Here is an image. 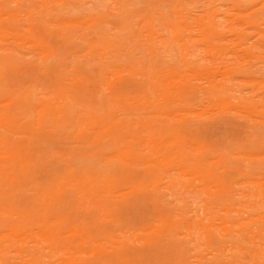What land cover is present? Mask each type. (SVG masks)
<instances>
[{"label": "rangeland", "instance_id": "374dc122", "mask_svg": "<svg viewBox=\"0 0 264 264\" xmlns=\"http://www.w3.org/2000/svg\"><path fill=\"white\" fill-rule=\"evenodd\" d=\"M236 1L243 6L241 10L219 0H134L127 13H117L113 0H0V32L5 34L0 36L4 93L0 96V114L17 106L7 99L12 93H33L53 106L66 100V108L73 105L78 109L68 124L43 127L45 134L36 147L41 160L35 180L43 181L82 162L98 161L104 167L121 164L114 156L115 150L103 144L104 138L94 145L88 140L87 130L84 139L76 136L70 122L82 121L86 116L83 109L88 107L101 112L107 122L129 120V127L121 129L127 132L121 133L119 141L137 148L140 156L128 169L136 176L128 175V179L138 182L142 175L149 183L154 177L158 179L155 185H148V191H155V199L126 206L122 202L129 195L128 180L108 195L100 188V196L107 200L105 208L75 192L70 195V216L65 217L80 222L82 231L92 239L74 243L85 257L92 256L91 246L111 250L126 244L136 253L132 264H166L173 251L166 241L150 252H140L144 241L158 233L157 220L167 218L174 222L175 237L186 244L187 252L192 254L190 260L195 263V253L203 245L197 240L193 221L208 220L204 211L206 195L186 163L179 164L176 159L166 164L153 162L154 151L175 158L181 147L188 154L197 153L196 145L200 143L204 148L232 150L247 145L248 129L252 128L259 154L244 159L236 153L238 149L232 153L241 163L250 160L264 164V0ZM209 10H213L218 30L211 36L204 28ZM119 20L125 21L123 26ZM43 47H49L51 54L40 51ZM169 66L193 87L206 85L204 73L213 67L217 79L219 75L231 76L232 86L250 97L258 110L247 115L232 110L230 104L224 108L211 104L207 94L195 88L177 95L164 87L163 77L155 80L150 76V72L164 71ZM110 91L132 114L117 110L109 116L108 109L116 108L110 102ZM17 107L20 113L8 117L21 124L25 121L24 107L20 103ZM51 119L50 124H56L54 117ZM249 177L244 172L231 173L228 180L239 210L230 213L240 223L232 225L233 233L257 225L264 228V178L256 174L252 181ZM222 213L221 209L217 211V215ZM47 250L44 254L50 255L51 264H59L60 260ZM9 255L16 264L28 259L15 250ZM239 255L241 264H245L248 256L243 251Z\"/></svg>", "mask_w": 264, "mask_h": 264}, {"label": "bare ground", "instance_id": "6f19581e", "mask_svg": "<svg viewBox=\"0 0 264 264\" xmlns=\"http://www.w3.org/2000/svg\"><path fill=\"white\" fill-rule=\"evenodd\" d=\"M219 1H224L231 8L237 10L243 8L236 0ZM133 2L134 0H113L117 13H127ZM244 2L246 3L247 0ZM207 14L204 28L211 36L218 32L217 23L213 20V10H209ZM118 22L122 25L125 21L119 20ZM237 28H239L238 25ZM4 35L0 32V36ZM225 38L227 40L228 37ZM40 51L51 54L49 47H43ZM191 68L197 73L194 66ZM204 74L206 85L193 87L188 84L184 75L178 73L175 67L169 66L164 71L150 72V76L155 80L163 77L164 87L175 91L177 95H183L195 88L205 92L211 104H218L223 108L224 105L230 104L234 108H231L232 110L244 111L247 115L258 110L250 97L245 96L241 90L232 86L231 76L219 75L220 77L217 79L213 67L211 70L205 71ZM243 75L248 76L247 73ZM110 93H112L110 102L117 109H108L109 116H113V112L117 110L120 114L125 112L132 114L130 109L118 100L114 92L110 91ZM2 94L4 93L0 78V96ZM7 99L13 105L22 104L24 107L22 117L25 121L18 124V121L8 117V114L15 116L16 113H20L17 111L20 107L17 106L12 107L11 111H7L8 113L0 114V264H16L9 255L11 250L28 257L24 264H51L50 258H48L50 255L44 254L45 248L48 249L47 252L54 253L55 257L60 260L59 264H111L121 261L125 264H132L131 259L136 253L130 251L126 244L118 248L112 247L111 250L91 246L89 251L92 256L85 257L84 251L74 243L78 239L80 243L90 242L92 239L88 233L82 231L80 222L65 217L70 213L68 210L71 208L70 195L72 193L75 192L82 199L88 198L92 204L105 208L107 200L105 196H100L103 193L100 188L103 187L104 193L108 195L114 188L127 180L129 195L123 199V206L130 202L156 198L155 191H148V185H155L157 178H152L150 183L145 181L144 175L138 182L128 179V175L129 177L135 175L131 168L128 170L129 167L138 161L140 156L137 148H133L126 142L120 144L119 141L122 139L121 133L127 132L121 129L129 127V120L123 121L122 118H119L117 121L107 122L101 112L94 111L90 107L83 109L86 116L82 121L70 122L76 136L84 139L83 132L87 130L88 140L94 145H98L100 139L104 138L103 144L108 149L115 150L114 156L121 164L104 167V165L98 164V161L82 162L72 165L73 167H70L69 171L55 173L38 182L35 180V172L39 167L41 157L36 153V147L45 134L43 127L46 124L51 127L68 124L78 109L73 105L66 108V100L58 102L54 106L43 103L41 98H37L35 94L29 92L24 96L16 93L8 94ZM215 106L217 107V105ZM52 117L56 124H50ZM248 127L254 126L248 125ZM248 130H250V139L247 145H237L233 148L238 149L236 153L244 155V159L259 154L256 132L252 128ZM262 134L264 135V127ZM182 141L180 140L184 145ZM196 148L197 153L188 154L184 147H181L176 151L175 158H171L167 153L158 154L155 151L151 156L153 162L166 164L172 159H176L179 164L186 163L191 172L190 175L199 180L206 195L204 211L208 220L204 222L198 218L193 221L194 227L198 230L197 240L199 239L200 244L203 245V248L195 253L194 264H241L240 251L245 252L248 256L245 264H264V228L257 225L251 229L240 228L236 233H233L232 225L240 223L230 214L236 208L232 189L228 183L231 173L244 172L250 176L248 179L252 181L256 174L264 178V164L256 163V165L250 160L241 163L238 158L233 156V149H212L208 146L204 148L202 143L196 145ZM95 151L97 153L98 149ZM71 158L74 157L71 155ZM220 209L223 210V215H217V211ZM219 212L221 213V211ZM156 227H158V233L144 241V248L140 253L150 252L166 241L173 250L166 264H192L190 260L192 254L187 252L186 244L184 245L175 237L174 222L167 218L160 219L157 220ZM215 231H218V238L215 236ZM225 250H229V252L227 253ZM59 252H62L63 255H59ZM206 255L208 256L206 257ZM44 257H47L46 261Z\"/></svg>", "mask_w": 264, "mask_h": 264}]
</instances>
